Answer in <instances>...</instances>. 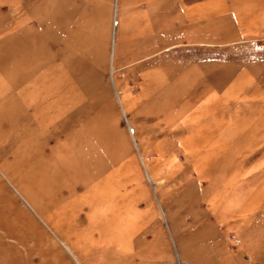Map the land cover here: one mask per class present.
<instances>
[{"label": "rangeland", "instance_id": "obj_1", "mask_svg": "<svg viewBox=\"0 0 264 264\" xmlns=\"http://www.w3.org/2000/svg\"><path fill=\"white\" fill-rule=\"evenodd\" d=\"M0 264H264V0H0Z\"/></svg>", "mask_w": 264, "mask_h": 264}]
</instances>
